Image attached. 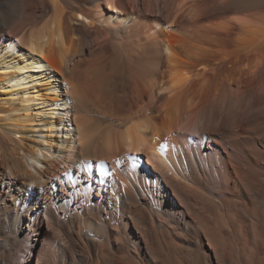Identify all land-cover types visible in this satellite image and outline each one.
I'll use <instances>...</instances> for the list:
<instances>
[{"label":"bare ground","instance_id":"6f19581e","mask_svg":"<svg viewBox=\"0 0 264 264\" xmlns=\"http://www.w3.org/2000/svg\"><path fill=\"white\" fill-rule=\"evenodd\" d=\"M0 264H264V0H0Z\"/></svg>","mask_w":264,"mask_h":264},{"label":"rangeland","instance_id":"374dc122","mask_svg":"<svg viewBox=\"0 0 264 264\" xmlns=\"http://www.w3.org/2000/svg\"><path fill=\"white\" fill-rule=\"evenodd\" d=\"M45 231H46V227L44 226L43 228H42V230H40V232L38 233V235H37V240H36V242H35V245L34 246H32V249H31V251H30V255H31V253L33 254L32 256H33V259H35V257H36V253H37V251H38V246H40V242L43 240V238H44V233H45ZM35 250V251H34ZM34 252V253H33ZM23 258H25V257H23ZM27 258V257H26ZM30 259H32V257H30ZM29 263H31V260L29 261Z\"/></svg>","mask_w":264,"mask_h":264}]
</instances>
